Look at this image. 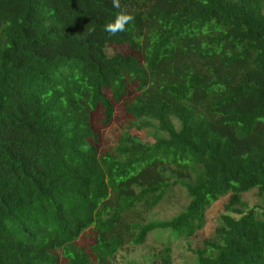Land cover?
I'll return each mask as SVG.
<instances>
[{
	"label": "trees",
	"instance_id": "trees-1",
	"mask_svg": "<svg viewBox=\"0 0 264 264\" xmlns=\"http://www.w3.org/2000/svg\"><path fill=\"white\" fill-rule=\"evenodd\" d=\"M121 5L109 36L112 0H0V264H112L150 234L173 264L226 195L192 264H264V0Z\"/></svg>",
	"mask_w": 264,
	"mask_h": 264
},
{
	"label": "rangeland",
	"instance_id": "rangeland-1",
	"mask_svg": "<svg viewBox=\"0 0 264 264\" xmlns=\"http://www.w3.org/2000/svg\"><path fill=\"white\" fill-rule=\"evenodd\" d=\"M121 118L123 119V116ZM95 121L96 128L99 130L102 139H111L116 134L120 125V117L115 118L108 126H104L100 122L99 115H96ZM227 199L228 195L220 197L205 210L202 229L197 231L189 241L178 240L172 242L171 256L173 264H192L194 262L195 256L193 250L201 247L202 241L210 237L213 233L218 222V217L222 213ZM243 199L247 203L248 208H257L261 204L256 190L245 193ZM186 201L183 195L178 196L176 194L174 198L164 201L155 207L151 215L157 218L167 219L179 211ZM160 240L163 241V239L156 240L155 234H150L143 245L127 247L120 250L114 257L112 264H156L157 260H155L154 254L163 247ZM87 241L85 242V247L90 245V238ZM58 256L60 257V254ZM59 260L63 261L61 258Z\"/></svg>",
	"mask_w": 264,
	"mask_h": 264
},
{
	"label": "clouds",
	"instance_id": "clouds-1",
	"mask_svg": "<svg viewBox=\"0 0 264 264\" xmlns=\"http://www.w3.org/2000/svg\"><path fill=\"white\" fill-rule=\"evenodd\" d=\"M112 6L118 11L115 13L114 18L110 19L104 25V31L108 33L109 36H115L117 33L126 31V26L132 23L135 19L126 7L121 5V0H112ZM90 31H92V29H90Z\"/></svg>",
	"mask_w": 264,
	"mask_h": 264
}]
</instances>
